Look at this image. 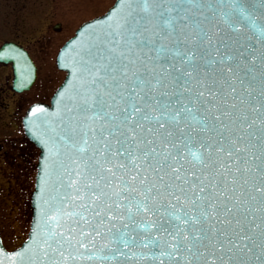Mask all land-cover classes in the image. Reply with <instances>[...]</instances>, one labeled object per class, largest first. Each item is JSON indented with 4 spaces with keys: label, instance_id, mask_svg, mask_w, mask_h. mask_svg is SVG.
I'll return each mask as SVG.
<instances>
[{
    "label": "snow or ice",
    "instance_id": "snow-or-ice-1",
    "mask_svg": "<svg viewBox=\"0 0 264 264\" xmlns=\"http://www.w3.org/2000/svg\"><path fill=\"white\" fill-rule=\"evenodd\" d=\"M27 126L39 215L0 264H264V0H118Z\"/></svg>",
    "mask_w": 264,
    "mask_h": 264
},
{
    "label": "flooded vegetation",
    "instance_id": "flooded-vegetation-1",
    "mask_svg": "<svg viewBox=\"0 0 264 264\" xmlns=\"http://www.w3.org/2000/svg\"><path fill=\"white\" fill-rule=\"evenodd\" d=\"M50 3L54 6L47 12V0H0V48L7 42L21 46L36 68L30 89L17 92L13 66L0 62V70H7L0 75V173L25 204L21 210L27 207L38 158L24 135L22 118L32 104L48 103L64 76L56 66L64 41L61 0Z\"/></svg>",
    "mask_w": 264,
    "mask_h": 264
},
{
    "label": "rangeland",
    "instance_id": "rangeland-1",
    "mask_svg": "<svg viewBox=\"0 0 264 264\" xmlns=\"http://www.w3.org/2000/svg\"><path fill=\"white\" fill-rule=\"evenodd\" d=\"M113 3L114 0H61L64 41L71 37L83 22L103 14ZM51 6L54 4L47 0V12H50ZM6 72L5 69L0 70V75L3 76ZM23 204L18 199L14 186L7 184L0 173V232L8 248L19 245L24 239V234L26 235L29 209L24 208L25 211H22ZM24 213L27 216H23ZM18 218L20 222H17Z\"/></svg>",
    "mask_w": 264,
    "mask_h": 264
},
{
    "label": "water",
    "instance_id": "water-1",
    "mask_svg": "<svg viewBox=\"0 0 264 264\" xmlns=\"http://www.w3.org/2000/svg\"><path fill=\"white\" fill-rule=\"evenodd\" d=\"M118 0L115 2V4L108 10V12L106 14L109 13V11L117 4ZM106 14H104L103 16L99 17V18H102L104 17ZM97 19V18H96ZM95 20V19H94ZM92 20V21H94ZM92 21H89V22H92ZM84 25V24H83ZM81 28V27H80ZM79 28V29H80ZM77 32L78 30L76 31V34L75 36L72 38L74 39L77 35ZM72 39H70L68 42H70ZM67 42V43H68ZM66 43V44H67ZM65 44V45H66ZM65 45L63 46V48L61 49L60 53H59V57H58V62H59V59L61 57V54L64 52V48H65ZM59 67L61 69H63L64 71L67 72V76H66V79H65V82L67 79H70V69H67V68H64L61 66V64L59 63ZM65 82L62 84L64 85ZM62 87V86H61ZM61 87L58 89V91L56 92V94L54 95L52 101H51V106H42L44 108H46L49 112H52L55 110L56 108V100H57V94L59 92V90L61 89ZM32 109V108H31ZM31 118V110L29 111L26 119H25V128H26V134L27 136L39 147V149L41 150V155H40V163H39V171H38V177H37V186H36V191L33 195V200H32V204H33V216H34V219H33V223H32V230H33V227L35 225V222H36V219H37V216L39 215V201H38V195H39V192H40V179H41V176H42V170H43V167H44V159H45V156L47 155V150L44 148V146L40 143L39 140H37L35 138V136L33 135L32 131L29 129V127L27 126L28 124V120ZM32 233V231H31ZM0 248H2L1 246V242H0ZM3 249V248H2ZM4 251V249H3ZM5 252V251H4ZM7 253V252H5ZM5 264H8L7 262V257H5Z\"/></svg>",
    "mask_w": 264,
    "mask_h": 264
}]
</instances>
